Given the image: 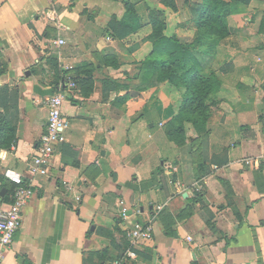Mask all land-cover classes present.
<instances>
[{
	"label": "crops",
	"instance_id": "obj_1",
	"mask_svg": "<svg viewBox=\"0 0 264 264\" xmlns=\"http://www.w3.org/2000/svg\"><path fill=\"white\" fill-rule=\"evenodd\" d=\"M122 1L0 0V87L18 91L17 141L0 150L3 205L13 186L3 172L26 175L45 130L43 102L55 92L46 59L56 57L79 82L86 72L92 80L66 93L65 141L48 174L32 179L0 264H264V0L232 16L233 34L202 56L222 84L206 133L185 123L182 147L163 129L181 91L134 86L152 51L141 41L149 28L124 40L107 31L123 16ZM132 1L143 18L144 4L160 6ZM176 3L177 11L164 9L175 19L171 32L167 18L165 34L186 42L193 31L181 23L189 13ZM57 39L64 44L54 45ZM136 221L151 224L152 238L132 245L127 234Z\"/></svg>",
	"mask_w": 264,
	"mask_h": 264
},
{
	"label": "trees",
	"instance_id": "obj_2",
	"mask_svg": "<svg viewBox=\"0 0 264 264\" xmlns=\"http://www.w3.org/2000/svg\"><path fill=\"white\" fill-rule=\"evenodd\" d=\"M250 2L251 0H184L189 17L181 23V27H188L193 31L192 37L186 42H181L175 35L165 34L167 22L164 9L177 11L176 0H159L160 6L144 4L145 18L139 13L136 2L123 0V16L119 20L113 17L108 23L107 31L118 40H124L145 26L149 28L141 41L150 42L152 51L141 62L136 76L139 82L134 86H137L138 91H143L166 83L181 91L177 113L165 124L167 137L181 147L185 145V123L191 124L199 134L206 133L205 126L211 108L216 105L215 95L222 84L218 72L205 69L202 56L213 54L219 43L233 34L230 18L241 14L243 7ZM135 48L131 47L129 51ZM46 66L51 73L49 85L54 91L64 84L67 77L75 86L92 83L90 72L84 73L86 78L79 82L71 70L60 66L54 56L46 59ZM3 73L4 68L1 66L0 75ZM112 86H118L117 82H112ZM17 101L16 89L0 87V150H11L17 141L16 124L11 122L17 114ZM8 188L5 196L9 194L8 202L11 203L14 186ZM208 225L213 228L210 223Z\"/></svg>",
	"mask_w": 264,
	"mask_h": 264
},
{
	"label": "built area",
	"instance_id": "obj_3",
	"mask_svg": "<svg viewBox=\"0 0 264 264\" xmlns=\"http://www.w3.org/2000/svg\"><path fill=\"white\" fill-rule=\"evenodd\" d=\"M53 43L61 46L64 41L57 39ZM75 87L72 80L67 77L64 84L59 85L57 91L44 99L43 103L48 110L47 123L27 164L26 175L11 170L3 172V176L13 184L14 190L11 203L3 205L0 202V262L3 259V250L11 244L21 223L23 208L33 195L32 179L48 174L55 147L65 141V130L69 124L63 117L62 103L66 99V93ZM246 162L249 163L250 160ZM195 187L199 190L201 184L197 182ZM120 204L123 205L122 202ZM125 211L126 208L123 207L121 210L123 216H125ZM127 236L132 245L148 241L152 238V226L148 221H136L129 229ZM129 256L134 258L133 253H129Z\"/></svg>",
	"mask_w": 264,
	"mask_h": 264
},
{
	"label": "rangeland",
	"instance_id": "obj_4",
	"mask_svg": "<svg viewBox=\"0 0 264 264\" xmlns=\"http://www.w3.org/2000/svg\"><path fill=\"white\" fill-rule=\"evenodd\" d=\"M151 2H150V4L151 5H154L156 2H158L159 0H150ZM178 1V4L179 5H181L182 3H183V1L184 0H177ZM170 15H171V12L169 13L168 12V15H167V18H168V24L170 25V27H171V32L174 30V25H175V19H173V17H170ZM177 15H179V14H177ZM181 15V18H183V13H181L180 14ZM179 15V16H180ZM167 18H166V20H167ZM172 28H173V30H172ZM170 31V30H169ZM165 128V126H163V129ZM165 130V129H164Z\"/></svg>",
	"mask_w": 264,
	"mask_h": 264
},
{
	"label": "water",
	"instance_id": "obj_5",
	"mask_svg": "<svg viewBox=\"0 0 264 264\" xmlns=\"http://www.w3.org/2000/svg\"><path fill=\"white\" fill-rule=\"evenodd\" d=\"M4 191H5V190H4V189H2V190H1V192H0V195H3Z\"/></svg>",
	"mask_w": 264,
	"mask_h": 264
}]
</instances>
